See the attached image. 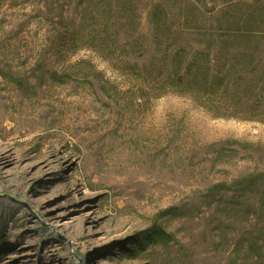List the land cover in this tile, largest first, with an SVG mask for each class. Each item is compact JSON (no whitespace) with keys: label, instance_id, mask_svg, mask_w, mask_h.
Returning <instances> with one entry per match:
<instances>
[{"label":"rangeland","instance_id":"374dc122","mask_svg":"<svg viewBox=\"0 0 264 264\" xmlns=\"http://www.w3.org/2000/svg\"><path fill=\"white\" fill-rule=\"evenodd\" d=\"M251 18L264 0H0V264H264V37L213 100L172 77L181 50L256 46L226 34Z\"/></svg>","mask_w":264,"mask_h":264},{"label":"trees","instance_id":"16d2710c","mask_svg":"<svg viewBox=\"0 0 264 264\" xmlns=\"http://www.w3.org/2000/svg\"><path fill=\"white\" fill-rule=\"evenodd\" d=\"M160 17L159 14L155 15L159 22ZM254 24L257 23L252 19L249 25L247 24L251 27L245 24V27L227 30L226 34H230L227 37L230 40L252 42L253 39H257L256 46L250 44L242 47L232 46L224 38H221V51L218 48L219 51L216 52V49L211 50V47L208 49L205 47L196 49L189 55L182 50L175 54L172 71L173 81H176L177 86L180 88L205 94L208 100H213L214 96L221 95V91L226 92L230 89L232 80L237 79L235 76L240 72L238 67L242 66L243 68L249 64H255L258 56L263 55L261 47L263 45L264 29L255 27ZM219 56L223 60H220ZM226 56L228 58L224 60ZM218 64H220V68L216 70L215 65L218 66ZM152 239H154V236L148 238L149 241H152Z\"/></svg>","mask_w":264,"mask_h":264}]
</instances>
